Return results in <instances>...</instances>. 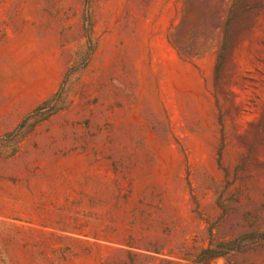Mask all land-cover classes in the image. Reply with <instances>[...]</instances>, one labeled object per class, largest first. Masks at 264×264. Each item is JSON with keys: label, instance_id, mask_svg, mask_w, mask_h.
Listing matches in <instances>:
<instances>
[{"label": "rangeland", "instance_id": "obj_1", "mask_svg": "<svg viewBox=\"0 0 264 264\" xmlns=\"http://www.w3.org/2000/svg\"><path fill=\"white\" fill-rule=\"evenodd\" d=\"M0 264H264V0H0Z\"/></svg>", "mask_w": 264, "mask_h": 264}]
</instances>
